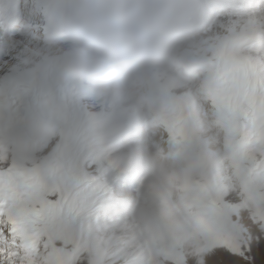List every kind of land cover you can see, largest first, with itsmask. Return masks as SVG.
<instances>
[{"label": "snow or ice", "instance_id": "snow-or-ice-1", "mask_svg": "<svg viewBox=\"0 0 264 264\" xmlns=\"http://www.w3.org/2000/svg\"><path fill=\"white\" fill-rule=\"evenodd\" d=\"M199 42L207 54L204 102L222 132L223 164L190 233L170 245L98 214L111 199L103 158L74 151L75 138L47 134L37 114L58 95L54 71L31 59L47 43L50 0H0V264H257L264 244V0H203ZM255 13V14H254ZM26 111L13 142L14 118ZM173 141L185 118L166 122ZM260 264H264V254Z\"/></svg>", "mask_w": 264, "mask_h": 264}, {"label": "clouds", "instance_id": "clouds-1", "mask_svg": "<svg viewBox=\"0 0 264 264\" xmlns=\"http://www.w3.org/2000/svg\"><path fill=\"white\" fill-rule=\"evenodd\" d=\"M50 3L52 34L31 59L97 103L69 104L58 95L37 114L42 130L65 132L109 169L135 178L138 195L120 201L129 231L162 245L187 236L223 164L213 137L185 117L188 77L203 59V0ZM181 116L187 135L173 141L165 125Z\"/></svg>", "mask_w": 264, "mask_h": 264}, {"label": "bare ground", "instance_id": "bare-ground-1", "mask_svg": "<svg viewBox=\"0 0 264 264\" xmlns=\"http://www.w3.org/2000/svg\"><path fill=\"white\" fill-rule=\"evenodd\" d=\"M20 128L21 127L18 125L14 126V132L11 135V138H12L13 142L18 144V146H23L24 141H23L22 137L19 135V129Z\"/></svg>", "mask_w": 264, "mask_h": 264}, {"label": "rangeland", "instance_id": "rangeland-1", "mask_svg": "<svg viewBox=\"0 0 264 264\" xmlns=\"http://www.w3.org/2000/svg\"><path fill=\"white\" fill-rule=\"evenodd\" d=\"M253 254L256 257L257 264H260L261 256L264 254V244L254 247Z\"/></svg>", "mask_w": 264, "mask_h": 264}]
</instances>
